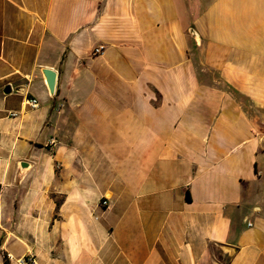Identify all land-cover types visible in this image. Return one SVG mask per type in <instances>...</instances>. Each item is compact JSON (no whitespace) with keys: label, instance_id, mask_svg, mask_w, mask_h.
<instances>
[{"label":"crops","instance_id":"0c3cea01","mask_svg":"<svg viewBox=\"0 0 264 264\" xmlns=\"http://www.w3.org/2000/svg\"><path fill=\"white\" fill-rule=\"evenodd\" d=\"M28 253L264 264V0H0V264Z\"/></svg>","mask_w":264,"mask_h":264},{"label":"built area","instance_id":"2783aa9c","mask_svg":"<svg viewBox=\"0 0 264 264\" xmlns=\"http://www.w3.org/2000/svg\"><path fill=\"white\" fill-rule=\"evenodd\" d=\"M102 50H103V47L99 46V47L93 49L92 54L93 55H99L102 53ZM24 106L28 107L29 109H36L38 107V101L35 98H26L24 101ZM11 115L15 116V114H11ZM51 143L54 144V141H52ZM99 206L103 210H108L109 204H108L107 199H105V198L101 199L99 202ZM4 258L6 261H9V262H13V260H14L13 257L9 254H6ZM14 263L15 264H38V261H37L36 256L34 254L28 253L24 257L15 260Z\"/></svg>","mask_w":264,"mask_h":264},{"label":"water","instance_id":"95a60500","mask_svg":"<svg viewBox=\"0 0 264 264\" xmlns=\"http://www.w3.org/2000/svg\"><path fill=\"white\" fill-rule=\"evenodd\" d=\"M44 79H45V83H46V87L48 90V93L50 96L54 95L55 92V87H56V78H57V74L54 70L48 69V68H44L41 70ZM11 89L9 86H6L3 89V93L8 95L10 94Z\"/></svg>","mask_w":264,"mask_h":264}]
</instances>
